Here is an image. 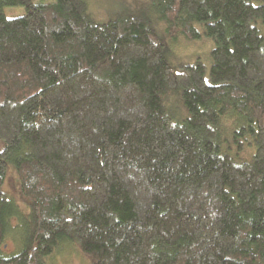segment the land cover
<instances>
[{
  "label": "trees",
  "instance_id": "trees-1",
  "mask_svg": "<svg viewBox=\"0 0 264 264\" xmlns=\"http://www.w3.org/2000/svg\"><path fill=\"white\" fill-rule=\"evenodd\" d=\"M149 3L163 36L86 0H0V264L68 240L90 264H264V0ZM202 35L207 75L172 70L167 41Z\"/></svg>",
  "mask_w": 264,
  "mask_h": 264
},
{
  "label": "rangeland",
  "instance_id": "rangeland-1",
  "mask_svg": "<svg viewBox=\"0 0 264 264\" xmlns=\"http://www.w3.org/2000/svg\"><path fill=\"white\" fill-rule=\"evenodd\" d=\"M90 17L96 22L105 21L117 14H132L144 17L155 29L159 36L164 35V23L159 20L151 9L149 0H86ZM5 16L11 17L22 15L24 7L22 5H5L3 7ZM214 46L211 37L200 36L193 40L179 38L177 41H167V60L172 70H185L186 66L199 60L204 65V73L207 75L211 65L210 51ZM173 120L180 121L184 117L183 108L177 97L172 96L166 107ZM1 190L5 196L18 203L20 209L26 212L25 197L20 191L18 179L15 171L10 167L7 170L5 179L1 185ZM3 204L0 203V212ZM12 229L10 233H5L2 249L6 252H12L20 246L15 224L16 218H9ZM62 250L55 251L46 258V264H90L88 258L84 256L72 241H64L59 244Z\"/></svg>",
  "mask_w": 264,
  "mask_h": 264
}]
</instances>
